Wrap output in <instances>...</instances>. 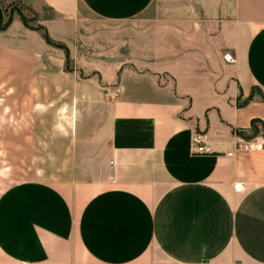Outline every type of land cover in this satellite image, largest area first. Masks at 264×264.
Instances as JSON below:
<instances>
[{
    "label": "crops",
    "instance_id": "obj_1",
    "mask_svg": "<svg viewBox=\"0 0 264 264\" xmlns=\"http://www.w3.org/2000/svg\"><path fill=\"white\" fill-rule=\"evenodd\" d=\"M40 1L53 38L70 25L73 69L0 38V141L72 156L0 194V264H264V149L247 145L264 140V0ZM82 9L118 24L114 51L78 49ZM199 130L212 153L192 152Z\"/></svg>",
    "mask_w": 264,
    "mask_h": 264
},
{
    "label": "rangeland",
    "instance_id": "obj_2",
    "mask_svg": "<svg viewBox=\"0 0 264 264\" xmlns=\"http://www.w3.org/2000/svg\"><path fill=\"white\" fill-rule=\"evenodd\" d=\"M81 16L84 22L81 35L86 40H78V49L92 57L98 56L99 52L114 51L118 24L97 20L84 9ZM57 19L40 0H0L2 40L25 43L37 48L42 45L43 50L60 54L64 58L65 70H72V44L71 38L67 37L70 25L62 22L67 41L55 39L52 36L51 21ZM50 112L44 109V118H48ZM52 113V119L58 124L56 127L64 131L73 117V110H69L63 103L62 108ZM30 145L26 142L0 141V194L8 187L26 180L43 177L48 181L57 178L58 175L52 169L65 165L68 156H72V153H50L51 148L58 151L65 149V143H55L51 147L52 143L44 142L43 153H30ZM19 147L21 153L18 152Z\"/></svg>",
    "mask_w": 264,
    "mask_h": 264
},
{
    "label": "built area",
    "instance_id": "obj_3",
    "mask_svg": "<svg viewBox=\"0 0 264 264\" xmlns=\"http://www.w3.org/2000/svg\"><path fill=\"white\" fill-rule=\"evenodd\" d=\"M224 60L226 62H233L234 58L230 54H224ZM244 145L246 144L240 141L238 147L242 148ZM247 145L249 148L264 149V140H259L255 137L251 142L247 143ZM190 146L194 154H209L213 152L206 131H193L190 137ZM233 189L237 192L242 191V182L238 181L233 183Z\"/></svg>",
    "mask_w": 264,
    "mask_h": 264
},
{
    "label": "trees",
    "instance_id": "obj_4",
    "mask_svg": "<svg viewBox=\"0 0 264 264\" xmlns=\"http://www.w3.org/2000/svg\"><path fill=\"white\" fill-rule=\"evenodd\" d=\"M66 71H71V70H68V69L66 68Z\"/></svg>",
    "mask_w": 264,
    "mask_h": 264
}]
</instances>
